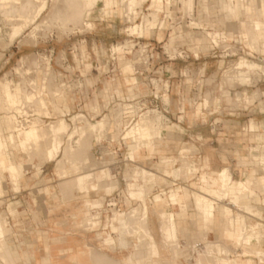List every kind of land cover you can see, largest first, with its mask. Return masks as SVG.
<instances>
[{
  "label": "rangeland",
  "instance_id": "1",
  "mask_svg": "<svg viewBox=\"0 0 264 264\" xmlns=\"http://www.w3.org/2000/svg\"><path fill=\"white\" fill-rule=\"evenodd\" d=\"M22 1H12L8 4L6 2L0 3V69H2L4 66V70H2L0 73V80L4 77L10 79L11 88H13L15 92H19L17 94V104L19 101H22V98L25 97L24 94L26 93L25 91L29 89L28 84L30 82L33 81L37 83L38 87H40L41 81L44 79L47 81V85H44V90L46 92L44 91L41 97L48 100V105L52 115L50 116L52 117L50 122L61 118V114L55 110L54 104L57 103L59 106L61 105L60 103L62 102L63 94L68 98L67 102L71 107V111L67 110V115L63 117L70 124L69 131L74 129V121L72 120V117L79 114L83 115V117L85 115L84 118L88 121L89 125L103 119L106 117V115L113 117L114 111H116L114 114H117L118 111L121 118H119V116L117 117L120 120L123 118L121 120L123 121V123H121L122 126L119 125L121 130L117 129L114 131L112 127L110 130H108L109 128H106L107 130L105 129V131L100 130L99 128L96 130H88V136L90 132L94 131L93 133H95L93 135L91 133L93 136H91L92 138L87 136V138H90L92 141L97 135L104 136L101 138V142L99 143L97 141H93L97 143V153L99 159H95L92 156L91 150H88L89 152L86 151V153L83 155L84 157L81 158L82 160L79 162H75L74 164L67 163L70 173H74L72 175H77L78 173L86 170V168H84L85 163H87V165H91V163L94 162V168L97 167V169H95L93 172L94 174L96 173V177L94 178L102 180L113 178L115 175H123V171H121V168L119 167L121 159H126L125 162L128 163V166L125 167L126 177L131 169L133 171V169H138L139 167H144L152 170L155 173L157 172L159 175H163L165 174L164 171L159 168L160 159L162 156H168L172 159H177V161L170 162L168 166L164 165V167H168L170 170L182 168L179 178L184 180V183L177 182L176 184L178 185L170 186L169 190H177L179 188L180 191L190 194L195 191H199L198 186L203 185V175H206L208 178H216L218 176V174L217 176L214 174V171L217 172L220 170H207L206 168L209 167V165L204 162V159H198L195 157L192 158L193 155H191V152L165 149L163 145H174L178 144L180 141H187L190 139L189 135L184 137L183 135L175 133L174 130H192L191 128L195 124L197 126V123H199L198 129L203 130L204 132L210 130L211 120L209 119L208 114L209 112L214 111L216 101L221 99L225 90L228 89L227 86L229 85V82H231L229 81L230 78L236 79L233 77L234 74H231V70L234 65L242 59V57L248 61L260 63L263 65L264 69V62L259 61L257 58V56L263 55L261 58L264 59L263 46L261 47V45H263L262 42L259 43V48L257 47V49H253L247 45L249 43L247 40L249 39H247L245 35H243V37H238L225 33L224 27L226 25L232 29L239 27H237V22L232 24L224 23V19L227 18L225 16L226 13L222 6L221 0H209L207 3L208 6L203 5L204 0H196V3L195 0H164L161 11H158L160 8L159 6H153L152 0H146V2L144 1V4L142 3L143 5L141 4L138 6H132L130 4L131 0H94L96 1L95 8L90 15L86 17L83 16V21L80 19L82 14L79 13L80 10H77L79 9V6L75 4V0H72L71 4L75 2L72 6H74L73 9L75 8L77 13L80 14L79 19L78 15L76 18H73L72 16L74 14V16H76V10L73 11V14L71 10L72 6L67 7L71 0H46L47 8L35 21L33 16L35 14L36 8L41 3V0H28L29 3L24 0L26 1V4L24 1L22 3ZM60 4L62 5L61 8ZM76 5L78 7H76ZM190 6L191 8L193 7V12H191V9H189ZM255 6L256 7L254 8L257 13L259 8H263L264 3L263 6H259V3L255 4ZM155 10L157 13L159 12L158 14L160 15L159 16L157 14V18L159 17L157 24L158 26L156 25L152 30H136L137 24L139 25L143 23V16H149L150 12L152 11V13H156ZM198 17L202 20L201 28H196L195 26V23L199 21ZM255 19L264 20V16H259ZM79 20L82 21L81 24L79 23ZM78 23L80 25H78ZM18 24L23 25V32H20V36L16 35V37H13V40H11L12 29ZM164 24L165 27L163 28ZM35 27L36 30H34ZM251 27L249 25V28ZM243 28H246V24H244ZM32 31L35 32L33 33ZM209 31L219 32L221 35V38L219 39L221 41L219 43V50L216 51V54L224 55L223 51L231 46L233 48V53H237V56L231 58V60L226 59L224 62V68L220 72V78L217 80L214 79V77L210 78L204 81L202 85L198 84L199 78L196 77V71L193 69L192 58L181 59L178 57V59H172L173 61H167V56L164 54V52H167L171 57L176 58L179 56L177 55L179 49L185 48L194 54L198 53L202 58L203 56H206V59L201 61L207 63V61L213 60L211 56L214 53H209V50L211 49L210 42L208 44H204L203 42L199 41V38L202 34H206V32ZM244 34H246V31ZM224 36L227 38V42L223 41L225 39ZM231 39H237L238 43L235 44L233 41H231ZM240 43H242V45L246 44L249 48L248 51L255 53L256 57L253 55H250V57L244 55L243 52H241L240 47L242 45ZM147 46L149 47L147 48ZM112 47H117V50H115L116 53ZM118 48L121 49L119 50ZM145 48L146 51L143 50ZM9 49L10 53L12 54V59L5 67L7 58L4 56V51ZM148 51H153L155 53L156 60L152 63L154 65H151V67L145 71L147 64L152 62V60L150 61L148 59ZM121 54H125L128 59L132 60V64L134 66L133 69H123L124 64L119 58ZM218 58L223 59L220 57ZM167 63L171 68V78L165 76V73L160 71L156 74H153L155 69L161 70L160 66ZM150 70L151 72H149ZM225 70L228 71L224 72ZM245 70L248 69L245 68ZM259 72L260 73H258V71H251V80L249 82H242L241 80L239 81L236 79L237 82H242V84L245 85L241 89L236 90V92L240 91L243 94V99L240 102L237 103L236 94H233L234 107L235 109H246V113L248 115L243 117L242 120H217V122H227L226 127L229 130L235 131V142L244 141L246 143L253 141L249 138L250 135L249 132H247V128L251 119H254L256 122H258L256 124V127H258L255 132L259 136V139L254 143V147H256V145L260 147L258 150L255 149L253 152L240 151L242 155L250 153L251 157L256 160L258 165L261 164L260 156L264 155L263 90L259 87H255V85L260 83L261 80H264V76L262 75L261 71ZM126 74H130L129 78L135 77L137 81L135 87L137 99L131 102L127 99L132 100V98L135 96H131L132 94H130L128 91V83L125 80ZM161 78H163L162 83ZM151 79H156L158 81L157 91L152 85L150 81ZM165 81L168 82L166 83V86L163 87V83ZM94 84H96L97 89L94 87L89 92L90 94L93 93L94 95H99V98L95 99L94 101H92V98L86 99L82 104L74 102L77 99V94L84 91L86 94H88L87 87H90ZM19 88L21 90H19ZM245 93H247V96ZM155 94L163 96L160 97L159 100H155L153 98ZM114 95H118V98H114ZM246 97L249 98L246 99ZM190 100H192L193 103L190 102ZM106 102L108 104H106ZM128 104H132L133 109ZM199 105H201L202 110L200 113H197V115H195L196 117L193 119V114L197 112L196 110ZM106 106H108V108H106ZM62 107L64 108V106ZM94 107H96V112H94ZM180 107L182 110L186 111V114L177 113ZM164 109H167L170 113L167 114ZM131 110L134 111L133 114H136V117L138 118H135L130 125L125 126L124 115L131 112ZM260 110L263 112V114L260 113ZM0 112V116L6 114L4 110H1ZM120 112L123 113L121 114ZM146 112H149L151 116L155 115L157 117L156 126L161 127L162 130L166 131L161 130L162 138L155 139L154 146H156L157 149L154 150V154H151L149 150L144 149L141 153V156L137 157L135 162H131L129 161L131 158H129L131 155L130 152L132 151L131 146L133 141H137V139L135 136H126V132H128L130 127L135 126L137 122H139L143 113ZM183 114L185 119H180V115ZM36 121L39 124L46 126V124L40 119H37ZM125 123H129V118H126ZM222 126H224V124ZM122 127L124 128L122 129ZM205 138L206 141L208 135L205 136ZM47 139L49 140L50 138L47 137ZM10 153L12 159L17 162L19 168L21 169V175L19 176V181H17V183L16 181L12 183L8 179L4 181V193L2 196H0V213H3L6 215V217H8V226L11 228V231L9 232L10 235L6 236V240L8 239L7 242L12 245L14 249H17L21 253L23 252L24 259H26L29 263V257L32 255V253L29 252L28 246L25 242L26 239L24 237L22 239L19 238V243H15V240L12 237V235L18 233L16 230L12 229V226L21 221L19 220L20 215L17 212V206L15 203L13 204L15 200H10L4 196H6L8 194L7 192L12 190V188L14 191H20V180L27 172L30 171V174L42 173L41 165L43 164L40 165L42 157L40 158L41 155L39 154H32L34 159L31 156L29 157V154L22 150L18 144L10 146ZM108 153L113 154L114 157H107L106 155ZM63 155L64 152L60 153V158H62ZM49 162L52 163H50V166L46 168L47 173H56L61 175L60 171L56 169L57 160ZM247 162H252V159L251 161L249 160ZM46 163L48 162H45V164ZM184 163H194V166L198 168V171L194 174H186ZM90 165L87 169H90ZM226 168H229L231 171L230 167ZM102 169L109 171L110 175L106 176V178L99 177V175L104 174V172L100 171ZM259 169L264 170V165H260L258 170ZM231 173L233 172L231 171ZM171 177L174 178V176ZM133 179L135 182L138 177H131L129 183H131ZM152 180H154V178ZM164 182L165 180L162 178L160 181H158V183H156L157 185L161 186L160 190L163 193L167 191L164 190ZM207 183L208 182H206L204 185ZM242 183L248 187L247 182L243 181ZM230 185H236V183L233 182V177ZM91 188L96 187L95 184H90L89 181L82 187L81 191H87ZM218 188L223 194L219 193L215 196L211 195L212 197L209 196L212 203V217L216 215L217 208L215 205V199H224L229 194H232L228 187L223 188V186L219 184ZM183 192H181V195ZM225 194L227 195L225 196ZM144 199L150 207L149 199L147 197ZM166 201L167 200L165 199V202ZM177 201L178 193L173 202ZM232 202L237 204L239 207V202H237L235 198ZM9 203H11L10 208L7 209ZM248 209L252 211L251 208ZM225 211L226 213L231 214L232 209L230 207H224L223 212ZM126 214L127 213H124L123 211L117 212L113 216H104L103 219H101L100 214V219H96L97 216H99V214L96 212L93 215L87 214L89 216L86 219L90 223L96 219L95 221H100V223L103 221L104 224L109 225L112 223V219L114 217H118L117 221L121 224L126 220ZM35 218L38 220L40 219V216L35 214ZM242 218L245 219L244 216H242ZM140 220L141 219L138 218L136 222H139ZM132 223L133 222L130 224ZM114 224L116 227L118 226L117 222ZM239 227L240 224L238 225V228ZM235 236L236 233L231 237L233 238ZM126 239L130 243V239ZM132 249L133 248L130 246L127 252H131ZM23 257H21L19 260V264L22 263ZM175 263L176 262L169 264ZM0 264H5L1 258Z\"/></svg>",
  "mask_w": 264,
  "mask_h": 264
},
{
  "label": "crops",
  "instance_id": "2",
  "mask_svg": "<svg viewBox=\"0 0 264 264\" xmlns=\"http://www.w3.org/2000/svg\"><path fill=\"white\" fill-rule=\"evenodd\" d=\"M221 1L227 18V13L232 8L233 2L231 0ZM208 2L209 0H204L203 5L208 6ZM189 9H191V12L194 11L191 6ZM261 9L263 10L264 16V6ZM254 11L248 15L244 13L243 10H239L236 16H231L229 20L224 19L225 24L237 22V27H239L232 29L226 25L224 27L225 33L231 36H239L242 34V37L245 35L246 38H248L249 25H253V21L258 17L255 9ZM201 21V18H199V21L195 23L196 28H201ZM244 24H246L245 29L243 28ZM245 31L246 34H244ZM262 39L264 38L262 37ZM247 45L245 44L240 47L241 52L247 57H250V55L256 57L255 53L248 51L249 45ZM179 50H185L186 53L190 55V58L193 59V69L196 71V77L199 78L198 84L202 85L204 81L210 78L214 77L216 80L220 78V72L225 65L224 62L226 59L231 60V58L219 59V54H216L217 52H212L210 49L209 53H214L211 56L213 60L205 63L201 60H205L206 56H203L202 58L198 53L194 54L185 48ZM4 56L7 58L5 62L6 67L12 59L10 49L4 51ZM261 56L263 55H259L257 58L259 61L264 62V59L261 58ZM166 60L173 61L168 57ZM124 67V70H129V68L133 69L134 66L132 64L131 67ZM245 68L248 70H245ZM160 69L161 70L159 71L164 72L165 76L172 77L171 68L168 63L161 65ZM2 70H4V66L0 69V73ZM227 71L228 70H225L224 72ZM251 71H258V73L261 71L264 76L263 65L254 61H248L242 57V59L232 68L231 74H234L233 77L239 81L249 82L251 80ZM125 76L128 88L130 85L137 84L135 77L129 78L130 74H126ZM236 79L230 78L229 81L231 82H229V85L227 86L228 89L225 90L223 97L216 101L214 111L209 112L208 117L211 120L210 130L204 132L203 130L198 129L199 123H197V126L195 124L191 128L192 130H174L175 133L183 135L184 137L189 135L190 139L187 141H180L178 144L174 145H163L165 149L191 152V155H193L192 158L204 159V162L209 165V167L206 168L207 170L219 169L221 171L223 167L231 168V171L233 172V182H235L236 185H230L229 189L232 194H229L224 199H215L217 209L214 217L211 215L212 203H210L204 214L205 219L198 218V211L195 202L193 201V193L187 194L186 192L180 191L178 188L176 190L178 193V201L176 203L168 196V193H171V190H169L170 186L178 185L176 184L177 182L184 183V180L179 178L182 168H177L172 171L169 168L160 167L159 164V168L164 171L165 174L159 175L156 172L157 176L154 180L136 179L134 182L133 179L131 183H129L130 178H127L125 173V167L128 166V163L125 162L126 159H121L119 167L121 168V171H123V175H115L113 178L102 180L94 178L90 180V184H95L96 188L81 191L82 187L86 184L85 182L81 186L80 191H76L77 189L71 186V188H68L69 190H66V184L70 183V181L72 183L75 175L69 174L68 176H63L56 173H47L46 168L52 163L48 162L42 165V173L30 174L29 171L21 178L20 191H14L12 188V190L8 191V194L4 196L10 200H15L13 204L15 203L17 206V212L20 215L19 220H21L19 223L12 226V229L18 232L17 234L12 235V237L14 238L15 243H19V238L22 239L24 237L29 252L32 253L30 256V262L28 263L23 257L21 264H169L173 262H176L175 264H264V256H258L254 253L258 248L264 250V227L262 229L260 228L262 222L264 224V170H258L261 164L258 165L256 160L252 159L250 153L243 155L240 153V151H255L254 143L259 139V136L255 132L258 126L253 128L252 123L258 122L251 119L250 124L248 125L247 132H249V138L253 140L248 143L244 141L235 142L234 137L236 133L226 127L227 122H217L218 119H223L224 121L234 119L242 120L243 117L248 115L246 109H235L234 107L233 94H236L237 103L240 102L243 99V94L240 91L236 92V90L241 89L245 85L242 84V82H237ZM94 87L97 89L96 84L87 87L88 94H86L85 91L77 94V99L74 102L82 104L86 99L92 98V101H94L99 98V95H94L93 93L90 94L89 92ZM255 87H259L263 90L262 97L264 101V80H261L260 83L255 85ZM245 94L247 96V93ZM247 98L249 97H246V99ZM67 101L68 98L63 94L62 102L60 104L64 106L66 110L71 111V107ZM190 102L193 103L192 100H190ZM201 110V105H199L196 110L197 112L193 114V119L196 117L195 115H197V113L201 112ZM177 113L186 114V111L182 110L180 107ZM260 113L263 114L261 110ZM184 114L180 115V119H185ZM223 124L224 126H222ZM207 135L208 138L205 141V136ZM159 138L161 139L162 136ZM133 143H136V141H133ZM154 143L155 141L150 144L142 143L139 148H135L136 158L141 156L144 149L149 150L151 154H154V150L157 149L156 146H154ZM90 150L92 156L95 159H99L97 143L93 142V148ZM113 157L114 155L112 154L111 158ZM136 158L135 160L130 158L129 161L135 162ZM251 159L252 162H247L249 160L251 161ZM176 160L177 159H173V161ZM184 164L186 174H194L198 171V168L194 166V163ZM100 171L104 172L107 176L110 175L109 171L106 169ZM214 174L217 176L219 171H214ZM172 175L174 178L171 177ZM99 177H103V174L99 175ZM176 177L178 179H175ZM162 178L165 180L163 184L164 190H167L165 193L160 190L161 186L156 184ZM202 181L203 185L208 182L205 186L218 187L219 185L218 176L216 178H208L206 175H203ZM243 181L248 183L249 190L248 187L242 183ZM141 184L144 186L146 194L136 186H140ZM71 190H74V192ZM181 192H183L182 195ZM157 194H160L164 198V202L158 203L156 201L155 197ZM142 196L149 199L150 217L148 229L145 224L141 225L143 224V222H140L142 220L139 221L141 224L138 221V223L133 222L132 226L129 224L130 226H127L129 231L127 229L125 230L126 227H122L117 221L118 217H114L112 223L109 225L104 224L103 221L101 223L100 221H95L96 219H100V214L101 219H103L104 216H113L117 212L123 211L124 213H128L134 207H144V203L140 200ZM234 198L239 202V207L232 202ZM165 199L167 200L166 202ZM109 202L117 203V207L109 206ZM10 204L11 203L7 206V209L10 208ZM224 207H230L232 209L231 214L226 213V211L223 212ZM248 208H251L252 211ZM162 209L172 211L176 214L179 240L176 245L178 246H170V243L164 241L158 215V211ZM256 211L259 212V214L256 213ZM96 212L99 214V217L96 215L97 218L94 219L92 223L88 222L86 218L89 215L87 214L93 215ZM35 214H38L40 219L37 220ZM242 216L245 217V223L248 225L242 224L243 222L240 221L243 219ZM115 222L118 223L117 227L114 224ZM239 224L241 226L240 228H238ZM143 226L145 228H143ZM244 226H247L246 234L254 232L253 228L255 227L257 232L254 235V238L248 240L246 238L238 239L236 237H231V231L237 233L239 230L241 233L242 227ZM132 227L135 229L138 227L136 229L138 232L133 230L134 228L132 229ZM148 230H150L155 237L159 249L158 254L153 253V250H151L152 239L145 233ZM142 233L144 235H142ZM259 233L262 236L258 237ZM107 234H112L115 239L113 247L111 248L106 247L103 244V238ZM8 235L10 234L8 233L6 236ZM123 238L130 239V244L133 245H131L133 252H136L137 245L141 246L140 253L134 255H132V251L128 253L127 250L129 245L125 240L122 241ZM143 242L145 244L147 242L149 248L147 245L143 244ZM209 242L221 244L224 247L226 246L225 249L229 254L227 252L219 254L216 253L215 250H210L208 246ZM197 243L201 244L200 246L203 247H201V249L195 248V244ZM14 250L23 256V252L21 253L17 249ZM129 257H132V262H129ZM215 257L219 259V262H210L214 260Z\"/></svg>",
  "mask_w": 264,
  "mask_h": 264
},
{
  "label": "bare ground",
  "instance_id": "3",
  "mask_svg": "<svg viewBox=\"0 0 264 264\" xmlns=\"http://www.w3.org/2000/svg\"><path fill=\"white\" fill-rule=\"evenodd\" d=\"M12 1L20 2L22 0H0V3L6 2L8 4ZM23 1H22V3H23ZM26 1H27V3H29L28 0H26ZM26 1H24L25 4H26ZM75 1H76V3L75 2L74 3L79 6V9H77V10L78 11L80 10L79 13L82 14L81 18L79 16L80 14L77 13V10L75 8L73 9L74 6H72V5H74V3L71 4L72 0L70 1V3L68 4L67 7L72 6V8H71L72 13L74 14L73 11L76 10L75 11L76 16H74L75 14L74 15L71 14V15L73 16V18L74 17L76 18L78 15V19L80 18L82 21H83V16L86 17V16L90 15L96 6V1H94V0H75ZM144 1L146 2V0H131L130 4L132 6H138V5H141L142 3L144 4ZM152 1H153V6H156V5L159 6L160 8L158 11H161L162 3L164 2V0H152ZM231 1L233 2V5H232V8L230 9V11L227 13V19L228 20L231 18V16H236L238 14L239 10H243L244 13L250 15L251 13H253V11L255 9L254 7L257 6V5L255 6V4H257L259 2L262 4L264 3V0H231ZM19 4H21V3H19ZM77 5H76V7H78ZM61 6L62 5L60 4V8H61ZM46 8H47V1L41 0V3L36 8L35 14L33 16L34 21L40 16V14ZM152 12H150V14ZM155 12H156V10H155ZM158 13L157 12L152 13L151 16H150V14H149V16L148 15L143 16L144 17L143 23L139 24V25L137 24L136 30H152L158 24V19H159V17L157 18ZM257 13H258V17L263 16V10L261 8H259V10H257ZM251 16H253V15H251ZM70 20H72V19H70ZM81 20H79L80 22L78 21L80 24L82 23ZM32 23H34V22H32ZM79 23H78V25H80ZM164 27H165V24L163 25V28ZM250 27H251V25H250ZM23 28L24 27L22 24L16 25L12 29V32H11L12 39L11 38L10 39L13 40V37H16V35H19L20 32L22 33ZM34 30H36V27ZM32 32L34 33L35 31H32ZM262 37L264 38V20L255 19L253 21L252 27L249 28V37L247 38V39H249L248 45L253 49H257L259 43L262 42L263 45H261V47L263 46V51H264V39H262ZM220 38H221V35L219 32H210L209 31V32H206V34L205 33L202 34L201 37L199 38V41L203 42L204 44H208L210 42V47H211L214 44L219 45V43L221 42L219 40ZM113 49L115 52V50H117V47H114ZM118 49L120 50L121 48H118ZM119 58H120V61L124 64L123 65V66H125L124 68L132 66V60L128 59L125 56V54H121V56ZM20 62H21V60H20ZM17 86H19V85H17ZM135 87H136V84L130 85L128 90H129V93L132 94L131 96L137 97V94L135 92ZM58 89H60V88H58ZM19 90H21V89L19 88ZM25 92H24L25 93L24 95L27 98V100L33 101V99H34L33 95H31L30 93H27V91H25ZM18 93H17V91L15 92L13 90V88H11V81L9 78L4 77L3 79L0 80V109L2 111L4 110L6 112L5 115L3 114V116H0V196H2V194L4 193V181L6 179L10 180L12 183L14 181H16V183H17V181H19L18 178L21 175V169L19 168L17 162L12 159V156L10 153V146L11 145L18 144L22 150H24L25 152H27L29 154V157L30 156L32 157L33 156L32 154L41 155L40 158L42 157L41 158L42 161L40 160L41 161L40 165L41 164L44 165L45 162L57 160V164H56L57 168L56 169L60 171L61 175H63V176L67 175L68 176L71 173L67 167V163L74 164L75 162H79L80 160H82L81 158H83L84 153H86V151L90 150L91 147L93 148V141H97L99 143V142H101V138L104 137L103 135L102 136L97 135L96 137L94 136L95 139H93V141H92L90 138H87V136H88L87 133H88L89 129H95L96 130L99 128L100 130L105 131L106 128L107 129L109 128L108 130H110L112 127L114 129V131H116L117 129L118 130L120 129L119 125L122 126L121 123H123V121H121L123 118L121 120L119 119L121 117H120V114L118 113V111H117V114H119V115H117L116 113H115L116 114L115 115L114 112H116V111H114L113 117L106 115V117H104L103 119H101V120L98 119L99 121H97L96 123H92L90 125H89L88 121L85 120V118H84L85 115L83 117V115L79 114V115H75L74 117H72V120L74 121V129L72 131H69L70 130V124L66 121V119L63 118L64 116L67 115V110L65 108H63L62 106H59L57 103H55L54 104L55 110L61 114L60 119H58L56 121H52L49 124H47L46 126H43L42 124H39L38 122H33V124L31 126L24 128V127H21V124L15 119V116L11 114L15 105L17 104V98H18L17 94ZM52 93H53V91H52ZM135 97H133V98H135ZM106 104H108V103L106 102ZM36 107H38L37 109L40 113L45 114L49 117L52 116L47 99L40 97L36 103ZM106 108H108V106H106ZM94 109H95L94 112H96L97 111L96 108H94ZM60 114H59V116H60ZM117 116H119V118ZM154 116H151V114H149V112L143 113L141 118L139 116V118H140L139 122H137L136 125L134 124L135 126L130 127V129H128V132H126L127 133L126 136L127 135H128V137H134L135 136L137 139L136 143H132L133 148H132V151L130 152V154H131L130 157L132 160H135V158H136V153L134 150L135 148H139V146L142 143H144V144L145 143H149V144L153 143L156 138H159L162 136V134H161L162 129H161V127L156 126V118L157 117L156 116L154 117ZM256 124L257 123L253 122L252 127L253 128L256 127ZM123 128L124 127H122V129ZM93 132L89 133L90 137L93 134H95ZM91 133H92V135H91ZM47 137L50 139L48 140ZM126 139H128V138H126ZM67 140H68V143H67ZM259 147L260 146L256 145V147H254V150L255 149L258 150ZM62 152H64V155L62 158H60V153H62ZM106 156L111 158L112 154L108 153ZM170 162H173V159H171L169 157H162L160 159V167L165 168L164 165L168 166ZM260 162L264 165V155L260 156ZM94 164H95V162L91 163V165L89 164L91 167H90V169H87V168H89V165H87V163H85L84 168H86V170L75 175V178H73L74 181H72V183L70 181V183L66 184L67 185L66 190L68 188L75 187L77 189L76 191H78V190L80 191L81 186L85 182L88 183L90 180L94 179L95 174L93 172L95 171V169H97V167L94 168ZM166 168L168 169V167H166ZM72 174H74V173H72ZM128 175H129V177H128ZM128 175H127L128 178L136 176L140 180H147V179L152 180L153 178L155 179L157 176V174L155 172H153L147 168H144V167H141L138 169H133V171L131 169V171L128 173ZM106 176H107L106 174H103V178H106ZM218 179H219V184L222 185L223 188L224 187L230 188V184L232 182V173H231L230 169L225 167L221 171H219ZM64 185H65V183H64ZM136 186L138 188H140L141 191L146 194L144 186L142 184L140 186L139 185H136ZM228 188H227V191H228ZM198 189H199V191L193 192V194H194V200L193 201L195 202V205H196V208L198 211V213H197L198 218L205 219L204 214H205L206 208L211 203V199L209 198V196H211V195L215 196V195L222 193V192L216 186L210 187V186L200 185L198 187ZM72 192H74V190ZM72 192H70V193H72ZM227 194H225V196ZM168 196L170 197V199L175 200V198L177 196V191L171 190V193ZM144 198H145L144 196H142L140 198V200L144 203V207L140 208V207H134L133 206L134 208L126 214V220L123 223H121L122 227L123 226L126 227L125 230L127 229V226L131 222H136V220L138 218H141V220L143 221V224H141L142 221L140 224L141 225L145 224L147 226L146 228L148 229L150 209H149L147 202H145ZM155 198H156V201L158 203L164 202V198L161 195H156ZM241 199H242V197H241ZM256 213L259 214V212H257V211H256ZM158 215L160 218V223H161V227H162L164 241L170 243L171 244L170 246H173V245L178 246V245H176L179 241L178 240V227H177V221H176V214L172 211L162 209V210L158 211ZM89 218H92V217H89ZM258 219H259V217H258ZM241 221L243 222L242 223L243 225L246 224L244 218ZM8 223H9L8 217H6L5 214L0 213V258L5 264H19V260L23 256L19 253H16V251L13 249L12 245H10L7 242L8 239L6 240V235L11 231V228H9ZM136 223H138V222H136ZM130 225L132 226L133 224H130ZM134 225H135V223H134ZM246 225H248V224H246ZM259 225H260V223H259ZM134 227H132V229ZM137 228L138 227H136V229ZM143 228H145V227L143 226ZM136 229L134 228L133 230H136ZM243 229H244V227H242L241 233L239 232V230L237 231L236 236H235L236 238H238V239L246 238L248 240H251L252 238H254V235L257 232L255 230V227H254L253 228L254 232L248 233L245 235L243 233ZM136 231L138 232V230H136ZM234 232L235 231H231L230 235L231 236L234 235L235 234ZM145 233L148 234V236L152 239L151 250H153V253L158 254L159 249H158V245H157V242L155 240L153 233L150 230H148ZM142 235H144V234L142 233ZM125 236H126V234H125ZM260 236H262V235L259 233L258 237H260ZM124 240L130 247L131 245H130L129 241L126 238L122 239V241H124ZM114 242H115V239H114L112 234H107L103 238V244L106 247H110V248L113 247ZM143 244H145V243L143 242ZM145 245H147V247L149 246V244L147 242ZM166 246H167V244H166ZM208 246H209L210 250H215L216 253H219V254L226 253V252L228 253V251H226V249H225L226 246L224 247L221 244H215L213 242H209ZM179 248H180V246H179ZM140 249H141V246L137 245L136 246V252L132 251L131 252L132 255L140 253ZM254 253L258 256H264V250L259 249V248L256 249L254 251ZM128 259L130 260L129 262L133 261L132 257H129ZM29 262H30V257H29ZM210 262L217 263V262H219V259L217 257H215V259L210 261Z\"/></svg>",
  "mask_w": 264,
  "mask_h": 264
},
{
  "label": "built area",
  "instance_id": "4",
  "mask_svg": "<svg viewBox=\"0 0 264 264\" xmlns=\"http://www.w3.org/2000/svg\"><path fill=\"white\" fill-rule=\"evenodd\" d=\"M260 5L262 6V3H260ZM238 37H242V36H238ZM224 42H227V38L224 36ZM231 41H233L235 44H237L238 43V41H237V39H231ZM241 44V43H240ZM149 46H147V48H148ZM144 51H146V48L145 49H143ZM217 50H219V45H216V44H214V45H212L211 46V51L212 52H216ZM143 51V52H144ZM224 52V55H221V54H219V57L220 58H233V57H235V56H237V53H233V48L230 46L229 48H227L225 51H223ZM148 53V59L151 61L152 60V62H149L148 64H147V66H146V68H145V71L148 69V68H150L151 67V65H154V64H152L155 60H156V55H155V53L153 52V51H148L147 52ZM164 54L169 58V59H178V57L179 58H181V59H184V58H186V59H188V58H190V55L189 54H187L186 53V51L185 50H179V52H177V55H179V56H177L176 58H173V57H171L170 55H169V53H167V52H164ZM149 72H151V70L149 71ZM159 72V70H156L155 69V71H153V74H156V73H158ZM161 72V71H160ZM151 81V83H152V85L155 87V89H156V91H157V85H158V81L156 80V79H151L150 80ZM155 81H156V83H155ZM162 81H163V78H161V83H162ZM168 81H165L164 83H163V87H165L166 86V83H167ZM44 85H47V81L46 80H44V79H42V81H41V85H40V87H38V85H37V83H35V82H30L29 84H28V87H29V89L28 90H31V91H28V90H26L27 91V93H30L31 95H33V97H34V99H33V101H29V100H27V98L26 97H24V98H22V101H19V103L18 104H16L15 105V107H14V109L12 110V112H11V114L12 115H14L15 116V119L21 124V127H24V128H27V127H29V126H31L32 124H33V122H37L36 120L37 119H40L42 122H44L46 125L47 124H49L50 123V120L52 119V117H49V116H47V115H43L42 113H39V111L38 110H36L37 108H36V106H35V103L39 100V98L42 96V94H43V92H44ZM37 93V94H33V93ZM163 95H158V94H155L154 96H153V98L155 99V100H159L160 99V97H162ZM114 98L115 97H117L118 98V95H114L113 96ZM137 99V97H135V98H132V100L131 99H127L128 101H134V100H136ZM128 105H130L132 108H133V105L132 104H128ZM164 111L167 113V114H169L170 112L167 110V109H164ZM134 113V111L133 110H131V112H129V113H127V114H125L124 115V125L125 126H128V125H130L131 124V122L135 119V118H138V117H136V114L134 115L133 114ZM126 118H129V123L128 124H126L125 123V120H126ZM123 139V138H122ZM101 154V153H100ZM261 165H263L262 163H261ZM109 206H112V207H117V203H115V202H109ZM264 227V224L262 223V225H260V228L262 229ZM246 230H247V226H244V229H243V233L244 234H246ZM201 247H203V246H200V244L199 243H197V244H195V248H200L201 249ZM263 263V262H262Z\"/></svg>",
  "mask_w": 264,
  "mask_h": 264
}]
</instances>
